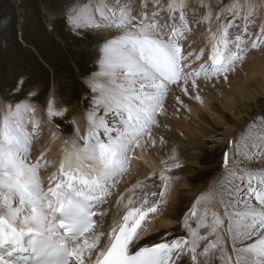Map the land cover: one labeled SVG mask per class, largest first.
Instances as JSON below:
<instances>
[{
  "label": "snow or ice",
  "instance_id": "obj_1",
  "mask_svg": "<svg viewBox=\"0 0 264 264\" xmlns=\"http://www.w3.org/2000/svg\"><path fill=\"white\" fill-rule=\"evenodd\" d=\"M93 7L94 13L89 11ZM255 7L252 0L247 4L229 0L223 7L217 0H141L134 14L131 2L118 0L112 8L103 2L93 6L74 0L64 10L63 18L73 31L107 28L118 34L100 47V71L90 79L91 91L100 95L87 114L86 134L76 128L72 146L64 149L47 186L41 168L51 161L41 153L31 162L32 140L41 121L37 107L25 101L35 93L5 106L0 116V264H185V257L187 264H264V167L247 166L258 158L264 161V120L250 122L240 137L242 144L233 146L231 157L225 153L219 193L222 214L198 197L183 220L188 236L170 239L165 231L158 242L148 239L153 218L166 203L174 179L170 173L183 166L175 148L168 160L161 161L162 185L149 184L148 178L138 180L118 196L114 211L102 209L131 170L133 159H140L134 150L156 146L152 127L159 125L158 115H166L170 86H182L187 95L191 81L197 89L194 98L203 103L197 79L224 74L227 80L226 74L243 61L247 45L242 47L230 29L243 18L246 35ZM189 12L197 27L213 18L219 25L215 31L209 29L210 63L192 71L187 69L194 54H185L182 44L193 30ZM260 39L257 36L251 48L260 47ZM203 54L201 49L195 60ZM23 83L21 78L18 90ZM176 100L184 106L179 96ZM101 105L106 114L119 117L117 126L110 128L104 117L97 118ZM68 111L55 94L49 98V119L64 118ZM101 128L106 139H101ZM159 142L164 144V138ZM189 217L196 219L195 228Z\"/></svg>",
  "mask_w": 264,
  "mask_h": 264
},
{
  "label": "rangeland",
  "instance_id": "obj_2",
  "mask_svg": "<svg viewBox=\"0 0 264 264\" xmlns=\"http://www.w3.org/2000/svg\"><path fill=\"white\" fill-rule=\"evenodd\" d=\"M91 1H94V3L92 2L93 5L103 1H106L108 5H112L115 2V0H79L81 4ZM73 2L74 0H0V96L2 95L6 101L18 102L22 99L25 100V97L31 91L35 93V96L28 100L30 102L38 101L33 103L37 105L36 107L43 117V124L40 126V130L36 133V136L34 135L36 138L31 146V158L33 156L37 158L38 151L41 153L42 148H48L50 150V140H52V134L54 132L61 136L64 134L66 140L68 137L75 138L74 133L77 127L80 130V135L86 133V128L88 127V120L84 119L86 117V111L89 112L94 97L99 96V93H93L91 91L85 78L91 75L93 76V73L100 70L98 63L101 55L100 47L104 42L118 34L115 30L107 28H102V30H111L112 35L109 37H100L95 32L96 29L81 28L78 32L73 31L66 24L62 15L64 10L69 8ZM217 2L223 7L229 3V0H217ZM131 3L134 5L133 9L138 10L141 0H132ZM191 3L195 2L192 1ZM116 5L115 3L112 6L116 7ZM189 17L190 23L194 22L191 12H189ZM197 18L199 19L198 16ZM255 18L252 16L247 22L246 35L244 25L237 27L240 31L243 29L240 32V43L242 47L247 45V50L243 53V61L237 62L235 70L229 71L226 74L227 80L224 79V74H221L218 78L205 79L201 77L197 79L196 83L200 97L202 100L206 97L205 102L207 101L210 104L209 108H204L205 114L209 116V119L195 124L197 127L195 131L199 132L192 133L191 130L188 131L189 129L187 130L180 126L179 129L177 125L175 128V125L168 123L169 112H171L169 105L171 106L173 98L180 97V100L183 101V105L186 107L179 104L180 106L178 108L180 111L186 113V108H195L196 104L200 103L194 98L197 94V89L191 87V81H189V92L187 95L182 92V86L175 87L173 85L174 87H171L164 101L167 114L162 115L159 125L152 128V136L156 140H160V137L164 138L165 143L162 144V148L166 147L167 142L170 143L172 141H177L184 147L182 151H177L179 160L183 166L172 169L170 175L174 179L169 190L170 192H168L171 195L173 187L176 185L184 186L190 191V197L188 198L190 200H188L189 205L186 212L182 214L180 227L183 225L184 217L188 215V209L196 205L198 197L203 196L205 199L207 197V206L210 209L222 210L220 198H218V192L215 186L220 183L219 181L225 175V172L223 173L225 171L223 156L226 152L229 153L230 157L232 156L233 150H231V147L233 139L234 146V144L239 143L236 137L244 133L243 129L250 122L259 124L261 120H264V35L259 34L260 30L257 28V24L260 29L261 27L264 28V18ZM230 19L231 17H228V20ZM240 19H236L232 24L230 29L232 37H238V33L234 34V30L237 26L235 24L239 23ZM228 20H224L222 23H227ZM211 23L215 27L219 26L216 20H212ZM208 24V22H205L197 27L195 23H192V32L182 41L187 53L191 52L194 54L191 60L192 65L199 66L203 63H210L208 56L211 51V43L208 44L206 42L207 38L203 33ZM251 35L255 36V38L257 36L261 37L260 47L255 49L251 48L250 42L252 41L250 40L249 42ZM201 49H204V54L199 60H195V55L199 54ZM252 57H262V63L253 70L250 67L248 70L247 66L251 64L249 60L253 59ZM244 71H247L249 74H243ZM249 76L250 79L246 81L245 79ZM21 78L24 83L22 88L18 90V83ZM222 85V88L227 89L224 95L219 92L221 89L220 86ZM239 86L244 87L245 90L236 89ZM54 94L63 102V106L67 107L69 111L65 114L64 118L54 117L53 120V118H48L46 108L49 98ZM254 99H257V101H253ZM243 101H247V105H241L240 103ZM231 107H233V111H230ZM225 108L227 109L224 113L230 119L229 125H232L235 130V136L233 135V139L230 138L228 141L224 140L225 125H217L223 116L221 114ZM101 113L103 115L105 114L103 105L99 106L96 112L99 116L102 115ZM111 115L113 113L108 115L107 118L112 117ZM238 115L243 118L245 117V121L240 122ZM73 120L75 123H72ZM80 121L81 124L85 123V125L82 124L84 126L82 130L78 124ZM203 127L207 129L203 130ZM216 127L218 128L216 129ZM183 129L185 133L181 134ZM176 130L177 132H175ZM177 133L179 134L177 135ZM193 135L195 136L193 142L197 141L199 148L195 147L194 149L187 150V145H189V142H192ZM52 154L55 156V153ZM55 157H57V154ZM55 157H51V163L48 166L56 162ZM165 160H168L167 155L160 159V161ZM259 161L260 159L258 158L249 165ZM132 163L134 164H131V170L124 175L125 178L123 177L117 187L114 188L108 204L103 205V207H106L104 209L112 208L113 200L117 199L121 193H125L139 179L148 178L149 181L152 178L151 174L153 172L157 177L152 178L149 182L159 185L160 180L158 177L161 171H150L146 167V169H143L147 171L146 176L138 177L142 172V160L135 161L133 159ZM237 163H239V159H237ZM48 169H51V167ZM127 175L130 176L128 177L129 179ZM209 190L211 192H208ZM208 196H211L213 199L209 200ZM202 210L200 209L201 212ZM189 224L195 228L196 219H189ZM226 224L227 222H225V227ZM181 231L182 234L188 235L187 229L182 227ZM227 244L230 251L231 243L229 240Z\"/></svg>",
  "mask_w": 264,
  "mask_h": 264
},
{
  "label": "bare ground",
  "instance_id": "obj_3",
  "mask_svg": "<svg viewBox=\"0 0 264 264\" xmlns=\"http://www.w3.org/2000/svg\"><path fill=\"white\" fill-rule=\"evenodd\" d=\"M131 1L132 0H119L120 3H128V2H131ZM192 1L196 2V0H189V3H191ZM92 2L94 3V1H91V2H87L85 4L93 5ZM240 2L244 3V4H247L249 2V0H240ZM252 2L256 5V7L252 10L251 17L252 16L256 17L255 19L264 18V0H252ZM103 3L107 4L106 1H103ZM115 3L117 4L118 0H115V2L112 5H114ZM112 5H108V6L112 7V8H115ZM93 6H95V5H93ZM89 11L94 13L95 12V7L89 9ZM97 18H98V14H97ZM240 20L243 21V22H241L239 24H235V26L246 23L243 18H241ZM213 21H215L214 18H213ZM224 23H226V22H224ZM193 24H194V22H193ZM205 25H207V24H205ZM217 28H218V26L215 27L212 23H209L208 26L203 31V33L205 34V37L207 38L206 42L208 44L211 43L210 39H209V36H210L209 29H211L212 31H215ZM95 32L100 37L101 36L109 37V36L112 35V31L111 30L108 31V30L96 29ZM235 33H239V32L235 31L234 34ZM249 62L251 64L248 65L247 68L249 70V67H250V69L253 70L257 66L261 65L262 57L253 58V59L249 60ZM193 69H196V68L193 67ZM187 70L191 71V67H189ZM99 71L100 70H97L95 73H97ZM243 74H249V73L247 71H244ZM91 76L88 77V78H85V81H86L87 85H89V86H90V79L92 78ZM249 79H250V76L247 79H245V80L248 81ZM101 80H103V78H101ZM175 87H176V85H175ZM222 87H223V85L220 86L221 89L219 90V92H221L222 95H224V93H226L225 91L227 89L226 88H222ZM236 89L245 90L244 87H242V86L236 87ZM255 97H257V96H255ZM205 100H206V97L203 98V103H197L195 108H193V107L186 108L185 109V111H187V113H186L184 111H180L179 110L178 106H180V105L177 103L176 97L173 98V102L171 101L172 102L171 106L169 105V108L171 109V112H169L170 115L168 116V120H169L168 123H172L173 125H175V128H176V125H177L178 128L180 126V127L184 128V129H187V130L189 129L188 131L191 130L192 133L199 132V131H195V128L197 129L195 124L197 122H200V121L204 122V121H206V119H209V116L205 114L204 108H209L210 104L207 101L205 102ZM21 101H25V100L22 99ZM21 101H18V102H21ZM253 101H257V99H254ZM25 102L30 103V104H32L34 106H37L35 103L30 102V100L25 101ZM16 103L17 102L6 101L5 99H3V97L0 96V116H2V114L4 112V108H5V106L7 104H12L14 106ZM240 104L245 106V105H247V101H243ZM232 108L233 107H231L230 111H233ZM226 109L227 108L223 109V113L221 115H223L224 117L223 116L221 117L220 122L217 125H220V126L225 125L226 128H225V131H224V134H225L224 140L228 141V139L231 136L234 135L235 130H234V127H232V125H229L230 124V119L224 113L226 111ZM165 110H166V108H165ZM87 114H88V111H86V117L84 118L85 120H87ZM110 114H112V113H107V114L105 113L104 115L102 114L103 116L102 115L99 116V115L96 114V116H97V118L104 117L105 120L107 121L108 120L107 116L110 115ZM166 114H167V110H166ZM36 115H37V118L41 121V123H43V121H42L43 117L41 116L39 111L37 112ZM111 116H113V115H111ZM238 118H239L240 122L243 121V120L245 121V119H246L245 117L243 118V117H240L239 115H238ZM27 119H28V117H26V120ZM53 120H54V118H53ZM78 124H79L80 129L82 130L84 128V126L82 124L85 125V123L81 124V121H80ZM107 124H108V127H110V123L107 122ZM220 126H218V127H220ZM218 127H216V129ZM28 129H29V131H31V127H28ZM184 129H183L184 132L181 131L182 132L181 134L185 133ZM206 129L207 128L203 127V130H206ZM246 129H247V127L243 129L244 132L246 131ZM187 130H186V132H187ZM99 131L102 132L103 128H101ZM207 131H209V130H207ZM175 132H177V130ZM53 134H55V135H53ZM53 134H52V136H53L52 140H50V144L52 146V148L50 146V150H51V153H55V156L57 154V160L60 163V161H61V159H62V157L64 155V149L65 148H69V149L71 148L72 141L74 140V138L72 139L71 137H68L67 140H66V137L64 136V134L62 136L60 134L56 133V132H54ZM178 134L179 133H177V135ZM241 135L242 134H239V136L236 137V139L239 142L238 144H242V142L240 140ZM188 137H191V136H188ZM194 137H195L194 135H193V138L191 137L192 138V140H191L192 142H189V145H187L188 146L187 150L194 149L195 147L199 148V143L197 141L193 142ZM153 138H154V136H153ZM62 139H63V141H62ZM145 139H147V137H145ZM65 141H67V144H65ZM156 141H157V143H156L155 147L149 146L144 151H142L139 148H136L134 150L133 155L134 156H139L140 159H138V160H142V163H143L142 172L139 174L138 177L146 176V174H147L146 172L147 171L143 170V169H146V167L150 171H155V170L156 171H161L163 169L164 165L161 163L160 159L163 158L166 155L168 157L169 154H170V150L172 148H175L177 151H182L184 149L183 145L181 146L180 143L177 142V141H172L170 143L167 142L165 148L161 147L162 145L160 144L159 140H156ZM41 152L43 153L44 151L41 150ZM256 155L259 157L260 153L257 152ZM134 160L137 161V159H134ZM260 161L257 162V163H253L251 165H249L250 164L249 163V164H247V166L251 167V168L264 167V161H261V162ZM128 177H130V176L127 175V178ZM222 178L224 179L225 175H223ZM134 179H136V178H134ZM132 181H134V180H132ZM221 181H219L220 183L215 186L216 189H217V192H218V198H220L219 193L222 191V187L220 188ZM130 182H131V180H130ZM45 186H47V182L45 183ZM153 190L155 191V189H153ZM244 194H246V193H244ZM189 197H190V191L188 189H186L184 186L176 185L175 187H173V192H172L171 195L168 196V198H167L168 200H167V204H165L166 205L165 208L162 210V212L159 214V216H156L154 218L153 223H152V225H151V227L149 229V231L151 233L150 237H148L149 242H152V241H157L158 242L160 240V235L159 234L163 233L165 231L170 233V235L168 236V238H170V239L182 236V231H181L182 227H180L181 222H182L181 219H182V214H184L186 212V209H187V207L189 205V201H190L188 199ZM115 201H116V199L113 200L112 208H108L110 213L112 211H114L115 208H116ZM253 202H255V201H253ZM209 205H212V204H209ZM200 209H202V208H200ZM221 209H222V207H221ZM221 212H222V210H221ZM109 219H110V216H109ZM200 232H201V234H203L204 233V229H200ZM229 242L231 243L230 240H229ZM184 259H185V264H187V257H185ZM214 264H215V261H214Z\"/></svg>",
  "mask_w": 264,
  "mask_h": 264
}]
</instances>
